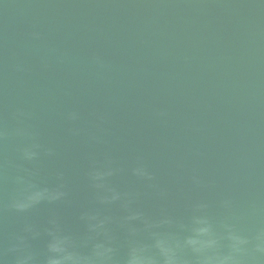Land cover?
Wrapping results in <instances>:
<instances>
[{
    "label": "water",
    "instance_id": "1",
    "mask_svg": "<svg viewBox=\"0 0 264 264\" xmlns=\"http://www.w3.org/2000/svg\"><path fill=\"white\" fill-rule=\"evenodd\" d=\"M106 171L121 201L99 202L90 176ZM27 184L65 196L15 212ZM85 215L108 218L114 264L153 233L183 241L198 217L216 254L234 234L238 264H264V0H0L4 264L18 236L38 254L57 228L83 245Z\"/></svg>",
    "mask_w": 264,
    "mask_h": 264
},
{
    "label": "clouds",
    "instance_id": "2",
    "mask_svg": "<svg viewBox=\"0 0 264 264\" xmlns=\"http://www.w3.org/2000/svg\"><path fill=\"white\" fill-rule=\"evenodd\" d=\"M36 157L37 152L32 149H25L23 152L25 160L31 161ZM112 174L111 171L93 172L90 176L96 189L109 193L99 198L101 204H111L122 199L118 191L106 189L104 181ZM133 174L140 178L152 179L143 167L134 169ZM16 183L25 185V180L23 177H17ZM64 196L65 193L60 190L50 191L47 188L27 184L12 198L10 208L15 212L25 213L43 202L52 203L61 200ZM123 206L128 207L127 203ZM140 218V213H133L125 217V223ZM81 219L87 222L90 233L83 245H78L70 235L64 234L57 228L47 231L48 239L45 250L43 254H38L29 248L24 236H18L15 238V243L7 249V252L13 256V264H114L115 249L107 240L98 239L101 235L105 237L108 235L106 231L108 218L100 219L95 215H85ZM193 224V234L183 241L153 233L151 246L134 244L129 248L124 264H188V261L182 259L181 256L185 250L190 251L197 258L196 264H238L236 257L248 241L230 234L228 236L231 241L230 253L219 255L215 253L218 241L207 219L195 218ZM25 232L32 234L33 238L39 235L33 232L31 227H26ZM81 246L89 247V251L82 252ZM256 251L264 254V243L259 245ZM0 264H4L3 253H0Z\"/></svg>",
    "mask_w": 264,
    "mask_h": 264
}]
</instances>
